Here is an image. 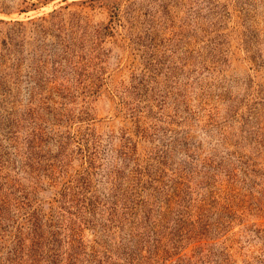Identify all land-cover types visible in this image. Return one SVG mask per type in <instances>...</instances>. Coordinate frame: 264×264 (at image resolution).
Segmentation results:
<instances>
[{"label":"rangeland","instance_id":"obj_1","mask_svg":"<svg viewBox=\"0 0 264 264\" xmlns=\"http://www.w3.org/2000/svg\"><path fill=\"white\" fill-rule=\"evenodd\" d=\"M81 1L0 0V264H264V0Z\"/></svg>","mask_w":264,"mask_h":264},{"label":"trees","instance_id":"obj_2","mask_svg":"<svg viewBox=\"0 0 264 264\" xmlns=\"http://www.w3.org/2000/svg\"><path fill=\"white\" fill-rule=\"evenodd\" d=\"M90 1H93V0H90ZM86 2H88V1L87 0L81 1V3H86ZM64 8H66V6ZM61 15H62L61 14V8H59V9H55V10L49 12V14H48L49 19L48 20L44 16L40 17V19L46 21V23L49 26V27H45L43 24L37 25V27H38L39 31H41L42 35H45L48 32L47 28H50V27H52L54 30L56 28V30H58L59 32H62L63 27H62V24L60 23ZM66 36H68V35L64 34V33L62 35H60V33H59V36H58V40H59L58 42L64 49L69 48L70 42H71V41H68L69 39L68 40L65 39ZM41 47H42V45L39 47V49H41Z\"/></svg>","mask_w":264,"mask_h":264}]
</instances>
